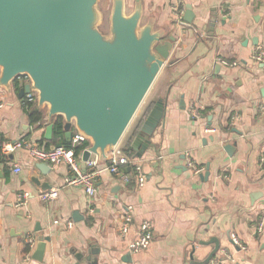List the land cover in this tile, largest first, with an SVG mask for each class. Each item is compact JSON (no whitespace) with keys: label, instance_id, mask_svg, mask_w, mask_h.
Instances as JSON below:
<instances>
[{"label":"crops","instance_id":"obj_1","mask_svg":"<svg viewBox=\"0 0 264 264\" xmlns=\"http://www.w3.org/2000/svg\"><path fill=\"white\" fill-rule=\"evenodd\" d=\"M142 5V25L154 19L166 39L176 37L147 104L114 151L133 154L145 185L102 171L97 196L89 199L83 188L66 185V163L44 162L49 165L44 171L20 149L0 160V264H212L216 259L264 264V228L256 232L264 217V63L253 58L256 48L264 47V0H142ZM176 5L191 7L192 22L174 20ZM219 57L238 65L225 66ZM29 83L20 76L10 88L0 86L5 101L0 142L26 138L51 148L65 136L55 139L53 131V139H45L47 107L38 110L43 120L31 121L35 105L24 107L20 96ZM158 102L164 103V114L140 157L132 142ZM77 130L73 125V134ZM77 156L87 170L83 152ZM188 157L200 173L186 164ZM52 189L59 197L42 201L40 194ZM22 192L30 199L16 207ZM130 206L131 227L122 235ZM145 220L153 224L154 239L147 249L131 253L127 245ZM41 236L45 250L36 259ZM28 237L36 240L32 247Z\"/></svg>","mask_w":264,"mask_h":264},{"label":"water","instance_id":"obj_2","mask_svg":"<svg viewBox=\"0 0 264 264\" xmlns=\"http://www.w3.org/2000/svg\"><path fill=\"white\" fill-rule=\"evenodd\" d=\"M98 3L0 0V86L10 88L20 76L29 77L20 96L36 91L33 111L47 107L45 139H53V118L63 116L66 141H72L73 125L91 141L85 161L92 155L101 161L118 146L176 41L175 36L166 39L154 19L142 25V0H134L130 14L127 0H112L110 35H105L98 28ZM193 16L189 6L185 19L192 22ZM163 114L164 103L158 102L147 115L143 132L132 142L138 156L149 147L147 136ZM38 166L49 169L44 162ZM33 181L40 185L39 179ZM45 238H39L36 259L45 250Z\"/></svg>","mask_w":264,"mask_h":264},{"label":"built area","instance_id":"obj_3","mask_svg":"<svg viewBox=\"0 0 264 264\" xmlns=\"http://www.w3.org/2000/svg\"><path fill=\"white\" fill-rule=\"evenodd\" d=\"M173 16L174 20L179 23L184 22V17L186 15V7L184 5H176L173 7ZM253 58L257 62L264 63V47L263 45H259L254 54ZM219 63L233 67L238 65V62L234 59H226L224 57L218 58ZM38 101V95L36 91H31L30 93L24 95L21 99V103L24 107L29 108L32 105H36ZM5 106V101L0 98V109ZM192 118L197 119L200 117L198 108L196 106H192L190 108ZM236 119V116L232 117V121ZM89 140L88 137L83 135L79 130L72 137L73 146ZM20 149L27 150L29 154L40 162H47L52 165H59L61 163H66L70 169V175L66 178V185L73 187L83 188L89 199H94L97 196V181L98 177L102 171H108L111 174L120 176L125 182L131 181L132 178L135 179L139 186H144L146 182L145 175L141 172V168L138 164L137 159L133 156L132 153L126 155H118L115 153V149L109 151L107 157L103 160H98L96 156H91L88 160H86V164L88 166L87 170H82L80 168V164L78 161V156L75 153L74 148H68L65 146H56L54 149L42 147L41 145L32 142L30 139H18L15 141L4 140L0 142V160H3L9 156H12ZM86 148L85 150H87ZM186 164L193 168L196 173H200L202 169H200L195 161L188 157L186 158ZM132 167L135 168V173L131 174ZM129 168L128 172L126 169ZM21 166L19 164H15L14 171L15 173L21 172ZM59 197V190L52 189L50 191H45L40 194V199L44 202L55 200ZM30 199V195L27 192L19 193L15 200L16 207L26 206ZM132 207L128 208L127 214L121 222L120 232L122 235H127L132 221ZM70 224V223H69ZM264 228V217L261 222L256 226V232L261 233ZM153 224L151 221L145 220L137 230V236L131 240L127 249L131 253H139L142 250L147 249L154 237H153ZM29 245L32 247L34 242L36 241L34 238L28 237L27 239ZM235 244L239 245V241L234 239ZM227 257V255H225ZM217 261H213L212 264H224L225 260L216 259Z\"/></svg>","mask_w":264,"mask_h":264},{"label":"trees","instance_id":"obj_4","mask_svg":"<svg viewBox=\"0 0 264 264\" xmlns=\"http://www.w3.org/2000/svg\"><path fill=\"white\" fill-rule=\"evenodd\" d=\"M147 113L145 114L146 117ZM44 118V114L40 111H34L32 112V114L30 115V119L32 122L36 123V122H40L41 120H43ZM53 122H54V138L58 139L60 137H62L65 133L64 130V117L61 115L55 116L53 118ZM131 144V142H130ZM56 146H65L68 148H74L76 155H80L82 152L85 151L86 148H89L91 146V141L90 140H86L84 142H81L79 144H76L75 146H73L72 141L68 142V141H63L59 144H57ZM130 147V145H128ZM49 149V147H47Z\"/></svg>","mask_w":264,"mask_h":264},{"label":"rangeland","instance_id":"obj_5","mask_svg":"<svg viewBox=\"0 0 264 264\" xmlns=\"http://www.w3.org/2000/svg\"><path fill=\"white\" fill-rule=\"evenodd\" d=\"M127 1H128L127 13L130 14L134 10V3H133L134 0H127ZM98 8L100 10V21L98 23V28L103 34L110 35V15H111V10H112V0H99ZM148 99L149 98H147L146 96V98L144 99V102L142 103V106L138 110L133 121L135 120L137 115L140 113L141 109H143V107L147 104Z\"/></svg>","mask_w":264,"mask_h":264}]
</instances>
